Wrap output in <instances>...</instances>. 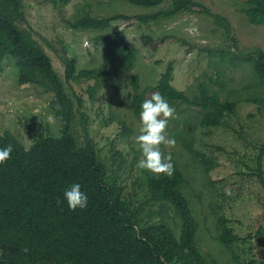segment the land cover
<instances>
[{"label": "trees", "instance_id": "1", "mask_svg": "<svg viewBox=\"0 0 264 264\" xmlns=\"http://www.w3.org/2000/svg\"><path fill=\"white\" fill-rule=\"evenodd\" d=\"M126 1L148 12L102 16L91 4L77 8V17L67 22L68 27L95 32L94 40L103 48L102 61L97 66L78 69L75 58L66 49L61 56L65 65L63 78L52 56L35 36L24 0H0V71L4 60L13 59L18 83L33 84L49 94L50 107L61 122L60 136L37 130L29 148L12 132L0 133V148L11 146L12 149L9 157L0 163V264H210L198 243L200 223L186 191L190 184L186 172L173 158L171 175L152 174L142 169L134 180V187L147 199L135 204L134 196L128 197L115 172L114 181L108 180L113 169L101 157L98 142L91 135L83 97L69 85L71 81L83 79L94 81L88 89L94 97L101 78L110 70L116 72L121 76L120 85H132L131 106L133 114L139 117L140 105L148 98L147 88L140 91L139 74L132 73L138 50L127 40L124 30L113 29V23L119 20L129 24L133 20L134 23H159L183 12L203 13L223 28L226 38L233 40L234 47L240 50L236 53L210 48V55L234 65L248 62L251 67L254 76L243 86L244 98L223 100L220 91L204 84L198 86L197 93L189 95L173 85V63L161 73L153 89L170 106L184 103L199 107L203 112L199 121L202 126L231 127L229 116L235 113L239 102H252L264 108V50L259 46L239 49L231 22L201 1ZM240 11L250 24L264 26V0H245ZM142 39L145 44L153 41L147 34ZM221 86L224 89L226 84L222 81ZM252 88L255 90L251 91ZM112 102L113 99H108L107 106L111 107ZM120 123L124 136L132 133L125 121ZM193 130L186 127L181 132V140L208 174L215 166L214 161L192 144L188 145L194 139ZM115 166L126 169L131 164L122 157ZM73 182L80 183L81 190L87 194V207L73 210L64 200L63 191ZM150 202L160 203L159 209L161 204L170 207L177 227L166 217L160 221L147 217L145 205ZM212 210L217 219L218 241L228 248L240 241L228 218L215 208ZM257 235L264 239V227ZM241 264H259V260L251 258Z\"/></svg>", "mask_w": 264, "mask_h": 264}, {"label": "rangeland", "instance_id": "2", "mask_svg": "<svg viewBox=\"0 0 264 264\" xmlns=\"http://www.w3.org/2000/svg\"><path fill=\"white\" fill-rule=\"evenodd\" d=\"M60 1L24 0V3L36 38L52 56L54 66L63 78L65 65L61 56L66 49L68 55L75 58L78 69L97 66L102 61L103 48L95 42V32L68 27L67 22L77 17V8L91 4L95 12L102 16L148 12L126 0ZM198 1L231 22L232 35L236 37L239 49L250 50L259 46L264 50V26L250 24L240 11L245 0ZM113 29L124 30L127 40L138 50L132 73L140 76V91L147 88L146 98L156 92L153 88L169 63L174 65L173 85L189 95L197 93L198 86L204 84L220 91L223 100L242 99L245 96L244 84L254 76L248 62L234 65L210 55V48L236 53L240 50L234 47L233 40L228 36L226 38L223 28L217 27L203 13L183 12L159 23H134L133 20L129 24L119 20L113 23ZM145 34L151 35L153 41L145 44L142 39ZM120 77L110 70L107 76L101 78L94 97L90 96L88 90L89 86L95 84L94 81H71L69 86L84 99L83 108L89 115L91 135L98 142L101 157L113 169L109 171L108 180L114 181L115 172L128 197L134 196V203L139 204L147 199L143 192L134 187L135 178L142 173L138 161L143 156L136 142L142 122L140 117L133 114L132 85H120ZM222 81L226 84L224 89ZM235 86L240 89L235 90ZM231 90L235 91L230 93ZM108 99H113L111 107L107 106ZM50 100V95L41 88L18 83L14 60H4L0 72V133L7 130L12 132L27 148L32 145L33 134L37 130L60 136L61 122L55 117ZM172 107L175 111L168 118L171 122L168 121L165 133L167 139H174L175 143H161L159 148L164 157H170V163L176 160L188 175L190 184L186 191L200 223V249L210 264H241L251 258L264 264V239L257 235L258 230L264 227V108L241 101L235 113L229 116L231 127H208L199 123L203 115L199 107L184 103H176ZM49 116L52 117L51 121ZM121 121L132 128V133L129 132L127 136L122 134ZM186 127L195 129L194 139L188 145L192 144L214 161L215 166L208 174L204 173L197 157L181 140V132ZM122 157L131 166L117 169L115 165ZM159 207L160 203L146 204L145 215L152 221L166 217L171 223L174 221L177 227L173 210L165 204ZM213 208L228 218L235 233L241 237L229 248L217 239V219Z\"/></svg>", "mask_w": 264, "mask_h": 264}, {"label": "clouds", "instance_id": "3", "mask_svg": "<svg viewBox=\"0 0 264 264\" xmlns=\"http://www.w3.org/2000/svg\"><path fill=\"white\" fill-rule=\"evenodd\" d=\"M140 108L139 117L142 128L136 137V142L143 158L138 161V166L155 173L165 172L171 175L173 166L170 163V157L162 155L159 145L175 143L174 139H167L165 133L167 118L172 117L175 110L159 92L152 93L150 98L142 102ZM48 119L51 121L52 117L49 116ZM11 150V146L0 148V163L9 157ZM63 198L67 201L68 207L73 210L85 208L88 204L87 194L81 190V184L76 182L64 189Z\"/></svg>", "mask_w": 264, "mask_h": 264}]
</instances>
